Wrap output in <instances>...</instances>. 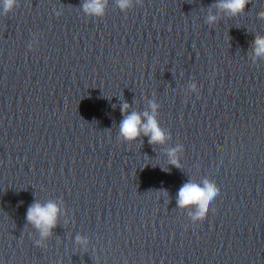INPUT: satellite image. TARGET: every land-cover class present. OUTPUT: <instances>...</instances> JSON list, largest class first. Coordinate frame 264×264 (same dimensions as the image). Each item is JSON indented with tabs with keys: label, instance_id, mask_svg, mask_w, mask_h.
I'll return each mask as SVG.
<instances>
[{
	"label": "clouds",
	"instance_id": "1",
	"mask_svg": "<svg viewBox=\"0 0 264 264\" xmlns=\"http://www.w3.org/2000/svg\"><path fill=\"white\" fill-rule=\"evenodd\" d=\"M251 0H216L213 5L209 6V14L206 22L209 25L215 24L218 16L212 14L211 9L215 8L228 17H237L245 12V8ZM143 0H115V5L122 12H127L136 5H142ZM109 5V0H82L80 8L88 17L103 18ZM18 6V0H0L3 14L7 15ZM60 15L59 12L56 13ZM259 19L264 20V11L259 12ZM253 62L264 60V36L257 35L253 41L252 47ZM192 90L195 91L196 85L193 84ZM158 105L155 102H149L150 111H131L130 105L124 102L120 106L123 119L119 124L118 139L128 143L135 142L142 135L147 136L149 144H164L170 136L160 127L157 120ZM182 148L177 146L168 150L169 162L171 165L181 167L177 153ZM166 170V169H165ZM167 196V192H164ZM221 197L220 188L215 182L205 179L202 184L195 182L184 183L177 194V206L179 208H195L192 214V220L203 222L209 212L213 210L215 204ZM59 207L57 203L49 201L46 204L34 202L27 210V221L40 232L41 240L37 241V246L43 245V239L49 237L52 229L57 226ZM78 243H86L81 237L76 238Z\"/></svg>",
	"mask_w": 264,
	"mask_h": 264
}]
</instances>
